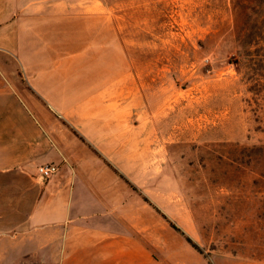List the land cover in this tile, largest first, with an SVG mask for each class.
Here are the masks:
<instances>
[{
  "label": "rangeland",
  "instance_id": "1",
  "mask_svg": "<svg viewBox=\"0 0 264 264\" xmlns=\"http://www.w3.org/2000/svg\"><path fill=\"white\" fill-rule=\"evenodd\" d=\"M95 4L101 63L131 70L114 121L81 137L107 166L97 194L129 211L147 264H264V0Z\"/></svg>",
  "mask_w": 264,
  "mask_h": 264
},
{
  "label": "crops",
  "instance_id": "2",
  "mask_svg": "<svg viewBox=\"0 0 264 264\" xmlns=\"http://www.w3.org/2000/svg\"><path fill=\"white\" fill-rule=\"evenodd\" d=\"M100 9L95 0H0V189L15 190L0 205V264H147L129 211L97 194L107 166L81 139L101 136L95 129L114 121L110 99L130 88L128 65L101 63ZM49 161L60 169L45 180L37 165Z\"/></svg>",
  "mask_w": 264,
  "mask_h": 264
},
{
  "label": "built area",
  "instance_id": "3",
  "mask_svg": "<svg viewBox=\"0 0 264 264\" xmlns=\"http://www.w3.org/2000/svg\"><path fill=\"white\" fill-rule=\"evenodd\" d=\"M59 169L60 164L54 161L42 162L37 165L38 175L45 180L55 175Z\"/></svg>",
  "mask_w": 264,
  "mask_h": 264
},
{
  "label": "trees",
  "instance_id": "4",
  "mask_svg": "<svg viewBox=\"0 0 264 264\" xmlns=\"http://www.w3.org/2000/svg\"><path fill=\"white\" fill-rule=\"evenodd\" d=\"M258 149H259V154H260V159L262 161H264V144H261L258 146ZM258 158V161L262 164L263 162ZM261 180H262V176L264 177V173L261 172ZM198 247V245H196ZM199 248V247H198ZM200 249V248H199Z\"/></svg>",
  "mask_w": 264,
  "mask_h": 264
}]
</instances>
